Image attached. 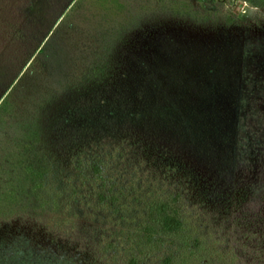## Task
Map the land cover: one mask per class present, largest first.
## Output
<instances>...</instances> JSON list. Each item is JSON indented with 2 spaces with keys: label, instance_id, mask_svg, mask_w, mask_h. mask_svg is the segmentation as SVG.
Wrapping results in <instances>:
<instances>
[{
  "label": "rangeland",
  "instance_id": "rangeland-1",
  "mask_svg": "<svg viewBox=\"0 0 264 264\" xmlns=\"http://www.w3.org/2000/svg\"><path fill=\"white\" fill-rule=\"evenodd\" d=\"M99 148L125 185L187 184L183 254L264 264L243 247L264 203V0H0V264L53 252L22 215L74 241L96 227L52 219L56 175Z\"/></svg>",
  "mask_w": 264,
  "mask_h": 264
},
{
  "label": "trees",
  "instance_id": "trees-1",
  "mask_svg": "<svg viewBox=\"0 0 264 264\" xmlns=\"http://www.w3.org/2000/svg\"><path fill=\"white\" fill-rule=\"evenodd\" d=\"M88 150L73 154L65 169L56 175L58 183L53 198L57 216L52 220L65 222L87 214L97 225L84 229L87 237L78 232L74 241L73 234L62 231L59 225L53 226L41 216L22 215L18 220L21 223L33 220L31 224L49 238L53 249L47 251L46 259L40 257L39 264H199L196 256L200 251L185 255L183 247L168 241L184 232L183 216L187 208L183 187L187 184L182 179L171 183L176 176L174 169L162 177L158 187L147 190L137 185V180L125 185L122 175L114 173L118 158H122L117 150ZM56 161L62 163V157L58 156ZM248 217L243 247L245 252L256 248L257 256L253 259L262 260L264 203L258 214ZM20 234V240L26 238L27 233ZM254 241L256 245L252 244ZM20 249L10 247L12 253L7 254L10 261L18 260L23 251Z\"/></svg>",
  "mask_w": 264,
  "mask_h": 264
}]
</instances>
